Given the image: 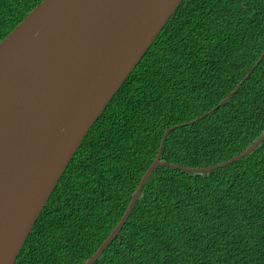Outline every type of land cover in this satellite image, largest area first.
I'll list each match as a JSON object with an SVG mask.
<instances>
[{"label": "trees", "instance_id": "obj_1", "mask_svg": "<svg viewBox=\"0 0 264 264\" xmlns=\"http://www.w3.org/2000/svg\"><path fill=\"white\" fill-rule=\"evenodd\" d=\"M41 1L0 0V42ZM200 116L168 134L160 162L214 166L264 134V0L182 1L78 148L15 264H85L164 132ZM94 264H264V141L208 173L159 166Z\"/></svg>", "mask_w": 264, "mask_h": 264}, {"label": "water", "instance_id": "obj_2", "mask_svg": "<svg viewBox=\"0 0 264 264\" xmlns=\"http://www.w3.org/2000/svg\"><path fill=\"white\" fill-rule=\"evenodd\" d=\"M182 1L42 0L0 42V264H15L78 148ZM202 118L164 132L122 219L85 264L119 235L159 166L208 173L264 141L210 167L160 162L168 134Z\"/></svg>", "mask_w": 264, "mask_h": 264}]
</instances>
